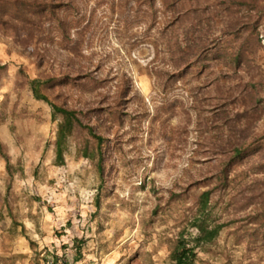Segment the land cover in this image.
Here are the masks:
<instances>
[{
    "label": "rangeland",
    "instance_id": "374dc122",
    "mask_svg": "<svg viewBox=\"0 0 264 264\" xmlns=\"http://www.w3.org/2000/svg\"><path fill=\"white\" fill-rule=\"evenodd\" d=\"M58 1L70 2L58 13L67 35L49 22L41 32L0 24V141L14 167L8 180L0 155L1 250L19 236L28 263L34 251L70 263L72 240L82 238L79 264H172L168 246L181 214L241 145L251 154L229 173L231 185L215 192L223 218L237 222L196 264H264V231L242 220L264 206V0ZM233 29L235 38L226 35ZM194 39L222 51L182 77L175 50ZM239 46L234 66L227 54ZM20 70L30 78L88 73L84 90L56 92V103L71 107L113 105L117 83H129L122 126L99 128L109 138L101 186L73 148L64 166L53 165L50 109L18 81ZM170 192L187 201L168 204ZM237 227L250 236L235 245Z\"/></svg>",
    "mask_w": 264,
    "mask_h": 264
},
{
    "label": "trees",
    "instance_id": "16d2710c",
    "mask_svg": "<svg viewBox=\"0 0 264 264\" xmlns=\"http://www.w3.org/2000/svg\"><path fill=\"white\" fill-rule=\"evenodd\" d=\"M152 5L154 0H148ZM174 5L180 4L181 0H172ZM70 2H60L58 0H0V24L13 22L18 26L31 25L37 32H41L46 22L52 23L61 32V35L68 34V30L64 27V21L59 19L58 13L62 8L70 7ZM199 5H191V9L195 15L199 11ZM254 29V27H252ZM228 36L235 38L237 31L235 29L226 33ZM221 44H212L205 46L201 41L194 39L188 42L185 47H178L175 53L179 55V61L175 65L176 74L185 76L188 71L198 68L200 64L208 60L216 59L221 52ZM243 49L239 46L227 57L231 58L234 66H238L243 55ZM254 51V49H253ZM5 69V65L0 64V72ZM72 74V73H71ZM63 73L60 75H51L38 78H30L20 70L18 81L23 83L30 92L33 99L43 102L50 109V123L54 126L53 134V165L64 166L66 157L70 154L72 148L74 155L90 161L99 179V186L102 185L105 175V162L109 150V138L99 128L104 124L109 127L122 126L125 113L122 112L123 104L128 100L130 91L129 83L120 79L116 86V95L113 105H98L95 107L82 106L71 107L64 103H56V92L65 88H77L84 90L90 82L88 73L76 72L74 75ZM254 100L253 94L250 95ZM256 102L258 103L257 99ZM2 118L0 116V123ZM233 153L229 159L218 169V171L209 179L204 186L214 181V186L200 191L194 195L187 207L178 220L179 231L174 239L169 241V259L172 264H196L199 253L209 254L216 245L222 232L231 228L235 224L236 218L224 219L223 213L225 207H220L222 202L220 196H216L215 192L226 190L232 183L229 177L231 170L235 166L240 165L251 154V148L235 145ZM0 155L5 162V171L10 180L13 176L14 167L11 165L9 157L3 151V143L0 141ZM9 183L7 189H9ZM6 189V190H7ZM187 197L180 193L170 192L167 203L186 202ZM99 197L96 195V203ZM249 204V203H247ZM248 206L240 207L235 212H245ZM245 228L250 224H256L257 229L264 231V206L254 208L252 212L246 213L242 219ZM68 226L69 223H68ZM257 229H251L252 232ZM192 230V231H191ZM21 231L24 229L22 227ZM250 231V232H251ZM249 231L237 227L230 231V235L235 238V245L241 243V239ZM253 234V233H250ZM32 250H35V243L28 240ZM84 240L73 238L70 249L72 251V261L69 263L60 260L56 252L46 253L45 255L37 254L34 251L33 261L28 264H79L82 260V250L84 248ZM62 250L67 248L62 245ZM50 259H48V257Z\"/></svg>",
    "mask_w": 264,
    "mask_h": 264
},
{
    "label": "crops",
    "instance_id": "0c3cea01",
    "mask_svg": "<svg viewBox=\"0 0 264 264\" xmlns=\"http://www.w3.org/2000/svg\"><path fill=\"white\" fill-rule=\"evenodd\" d=\"M5 237L3 229L0 228V264H15L21 261L27 264L31 258V253L26 246V241L22 237L16 236L10 240L9 248L1 250Z\"/></svg>",
    "mask_w": 264,
    "mask_h": 264
}]
</instances>
